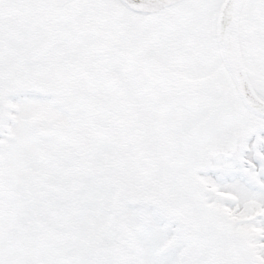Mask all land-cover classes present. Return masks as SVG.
<instances>
[{"label": "snow or ice", "instance_id": "obj_1", "mask_svg": "<svg viewBox=\"0 0 264 264\" xmlns=\"http://www.w3.org/2000/svg\"><path fill=\"white\" fill-rule=\"evenodd\" d=\"M0 264H264V0H0Z\"/></svg>", "mask_w": 264, "mask_h": 264}]
</instances>
